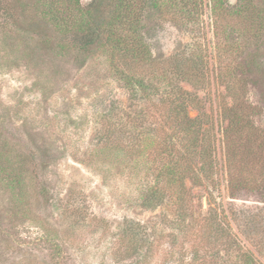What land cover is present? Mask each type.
I'll use <instances>...</instances> for the list:
<instances>
[{"label": "rangeland", "instance_id": "1", "mask_svg": "<svg viewBox=\"0 0 264 264\" xmlns=\"http://www.w3.org/2000/svg\"><path fill=\"white\" fill-rule=\"evenodd\" d=\"M90 1L82 0L86 5ZM43 2L0 0V156L4 164H13L12 174L24 177L14 189L0 182V264H59L62 255L61 264H129L143 254L123 251V233L138 223L164 235L156 240L151 264H200L203 253L193 262L188 242L166 236L174 231L165 225L173 216L171 207L141 205L143 172L103 138L105 111L112 109L114 122L128 124L130 132L128 117L147 108L144 99L132 97L114 75L106 49L83 53L60 48V33L44 18ZM240 3L244 0H161L142 19L156 59L208 60L205 87L187 81L181 85L202 98L214 115L219 166L228 122L219 106L231 97L216 77L218 50L221 66H232L244 85L249 117L258 128L255 139L264 145V31L256 41L254 27L246 30ZM253 3L264 6V0ZM184 6L189 7L187 15L181 12ZM213 7L222 14L219 30ZM189 114L195 117L198 110L190 107ZM143 126H148L145 121ZM20 160H25L23 169ZM247 166L253 175L246 173L237 185L227 186L222 172L212 183L188 180L187 185L196 214H206L209 202L224 209L242 257L253 256L247 264H264V147L260 156L248 157ZM42 234L58 240L60 251ZM242 260L224 251L208 256L211 264Z\"/></svg>", "mask_w": 264, "mask_h": 264}, {"label": "trees", "instance_id": "2", "mask_svg": "<svg viewBox=\"0 0 264 264\" xmlns=\"http://www.w3.org/2000/svg\"><path fill=\"white\" fill-rule=\"evenodd\" d=\"M160 4L161 0H91L88 5L82 0H44L43 16L59 31L60 48L83 53L106 49L114 75L132 97L144 99L147 108L128 117L133 128L130 132L128 124L114 122L113 110L108 109L103 115L102 133L107 147L114 146L125 155L129 165L143 172L138 184L141 205L152 210L163 205L171 207L173 216L165 225H172L174 231L165 233L166 236L188 242L193 262L203 253L200 264H211L208 256L221 255L224 251L237 253L240 260L245 258L241 264H247L253 256L242 257L229 214L211 202L206 214H196L195 196L187 185L188 180L196 185L212 183L220 172L227 186L237 185V181L242 183L246 173L253 175L247 166L248 157L260 156L264 145L255 139L258 128L249 117L244 85L232 66H221L223 53L218 50L220 66L216 77L231 97V102L219 106L221 117L228 121L221 139L224 162L219 166L215 156L218 131L214 115L206 110L202 98L181 85L187 81L196 88L205 87L209 78L208 60L176 57L162 62L153 56L142 19L147 10ZM188 9L184 6L181 12L187 15ZM238 11L246 17V30L254 27L253 38L258 41L259 33L264 31V6L244 0ZM221 17V12L213 7V24L218 30L222 26ZM216 46L223 47L221 41ZM223 69L228 74H223ZM190 107L198 110L197 116H190ZM144 121L148 125L145 128ZM4 160L0 156V182L17 188L24 177L12 174L16 169L13 164H4ZM24 163L25 160H20L19 169H23ZM138 224L137 228L134 224L126 227L123 251L143 254L129 264H151L156 240L161 241L164 235L150 233ZM42 238L60 251L58 240L44 234ZM208 244L211 245L205 246ZM62 262H65L63 255L59 264Z\"/></svg>", "mask_w": 264, "mask_h": 264}]
</instances>
